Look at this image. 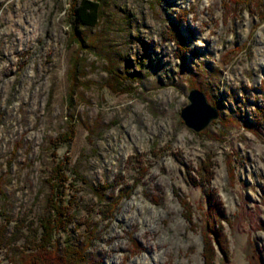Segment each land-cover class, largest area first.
<instances>
[{
  "label": "rangeland",
  "instance_id": "rangeland-1",
  "mask_svg": "<svg viewBox=\"0 0 264 264\" xmlns=\"http://www.w3.org/2000/svg\"><path fill=\"white\" fill-rule=\"evenodd\" d=\"M77 1L0 0V224L36 225L64 160L75 219L58 236L81 243L96 224L94 264H203L208 241L213 264H264L260 0H91L92 27L73 22ZM108 68L128 91L105 86ZM192 88L219 114L199 132L180 117ZM70 120L74 136L54 149Z\"/></svg>",
  "mask_w": 264,
  "mask_h": 264
},
{
  "label": "trees",
  "instance_id": "trees-1",
  "mask_svg": "<svg viewBox=\"0 0 264 264\" xmlns=\"http://www.w3.org/2000/svg\"><path fill=\"white\" fill-rule=\"evenodd\" d=\"M235 1V0H234ZM249 0H237L238 3H245ZM259 6L263 7V2L259 1ZM72 15L74 23L82 27H92L96 25L100 16L99 5L91 0H79L72 4ZM76 27V25H75ZM176 26H171L170 38L178 39L179 48L184 49L183 36L178 33ZM77 35V32L74 31ZM78 36V35H77ZM78 41L81 39L77 37ZM79 41V42H80ZM79 48L82 45L79 44ZM111 84L107 83L109 89L113 90L115 86L121 88L118 92L128 91V88L124 86L120 80V76L113 69H107ZM74 71L70 72L71 79L74 75ZM74 81V80H73ZM113 84V85H112ZM76 89V84L71 82L70 93L71 96ZM70 100V104H71ZM216 106V103H213ZM256 111L264 120V108L256 107ZM73 115L70 119L73 121ZM70 120V121H71ZM70 122L68 128L58 135V137L52 140V147L56 149L59 143H68L74 136L75 129L74 123ZM54 151V150H53ZM73 175L77 173L75 170L72 171ZM68 181L65 175V161H58L51 169V174L46 179L49 185V192L45 199L44 210L38 221L35 223L29 221L25 222L20 220L14 226V228L9 231L7 227V222L9 218L4 215L5 223L0 224V248L5 249V254L10 264H94L95 256L88 253L87 249L91 247L92 241L97 237L98 228L96 224L87 225V232L83 234L81 243L73 242L69 235L58 236L61 231H66L69 223L74 222L75 213L71 209L73 204L72 199H67L64 201L62 199L61 187L64 183ZM81 181H83L81 179ZM107 184L97 188L94 191L97 199L101 200V195L98 190H103L109 188ZM126 196L122 191L118 193L117 197L111 200H105L102 206V216L101 221L112 219L116 210V204L118 200ZM219 216V212L217 211ZM214 216V217H217ZM215 237L219 236L217 230H213ZM217 244L220 250L223 251L222 243L217 239ZM211 243L206 242L203 249L204 262L203 264H213L214 252L211 247Z\"/></svg>",
  "mask_w": 264,
  "mask_h": 264
},
{
  "label": "water",
  "instance_id": "water-1",
  "mask_svg": "<svg viewBox=\"0 0 264 264\" xmlns=\"http://www.w3.org/2000/svg\"><path fill=\"white\" fill-rule=\"evenodd\" d=\"M187 99L189 103L182 108L180 117L191 130L202 131L218 117L217 108L208 103L207 97L202 91L192 88Z\"/></svg>",
  "mask_w": 264,
  "mask_h": 264
},
{
  "label": "bare ground",
  "instance_id": "bare-ground-1",
  "mask_svg": "<svg viewBox=\"0 0 264 264\" xmlns=\"http://www.w3.org/2000/svg\"><path fill=\"white\" fill-rule=\"evenodd\" d=\"M96 43V42H95ZM78 57V56H77ZM71 72V71H70ZM70 72H69V74H70Z\"/></svg>",
  "mask_w": 264,
  "mask_h": 264
}]
</instances>
